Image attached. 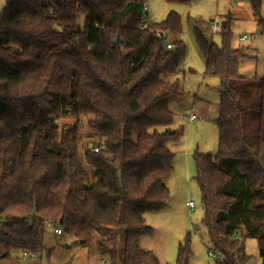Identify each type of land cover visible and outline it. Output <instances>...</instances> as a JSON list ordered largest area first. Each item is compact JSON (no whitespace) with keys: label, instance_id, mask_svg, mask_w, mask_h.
Instances as JSON below:
<instances>
[{"label":"trees","instance_id":"obj_1","mask_svg":"<svg viewBox=\"0 0 264 264\" xmlns=\"http://www.w3.org/2000/svg\"><path fill=\"white\" fill-rule=\"evenodd\" d=\"M148 1L8 0L0 11V258L49 255L51 225L72 234L74 246L95 243L109 264H162L141 239L153 235L147 215L171 200L169 144L184 128L173 127L170 105L187 94L179 78L164 77L184 74L187 46L174 9L141 28ZM252 5L264 34L261 2ZM222 22L220 44L195 29L203 76L219 79L220 95L218 150L194 153L201 223L227 264L249 263L248 238L264 264V77L240 74L252 56L232 47L231 15ZM250 110L254 144L245 130ZM67 116L87 117L94 146L78 122L61 123ZM191 256L189 232L176 264Z\"/></svg>","mask_w":264,"mask_h":264},{"label":"rangeland","instance_id":"obj_2","mask_svg":"<svg viewBox=\"0 0 264 264\" xmlns=\"http://www.w3.org/2000/svg\"><path fill=\"white\" fill-rule=\"evenodd\" d=\"M8 0H0V11ZM262 14L264 15V0H260ZM150 14L155 20L164 18L171 9L181 16L182 38L187 46V70L185 74L168 75L166 80L179 78L186 91V97L171 103L170 108L175 113L173 127H183L184 134L179 140L169 144L175 153L174 172L166 181L170 189L171 200L168 206L157 213L147 215L149 225L153 227V235L147 236L143 245L151 250L163 264H176V257L180 243L184 242L186 235L191 232L192 256L189 264H216L208 250L212 244L201 223L203 217V204L201 192L194 179L196 167L194 153L215 154L218 150L219 130L215 118L219 114L220 95L216 90L219 79L214 76H203L205 57L197 42L195 29H201L205 35L217 44L221 43L220 33H212L208 29L209 23L219 15H231V45L234 48L244 47L249 58L242 61L240 74L247 78L264 77V34L257 32L256 18L252 0H189V2L172 3L166 0H150ZM245 36L244 39H240ZM183 67V64H182ZM252 97L260 94V85L254 82L250 85ZM252 98L253 105L255 100ZM253 110L247 112L245 117V130L254 144L256 142L257 119ZM192 113L199 117L191 122L187 118ZM78 122L84 135V141L93 145V131L87 124V117L77 119L72 116L62 118L61 123L73 124ZM189 163V164H188ZM194 206L189 207L188 201ZM75 237L72 234L62 233L56 235L53 228L48 227L45 233V246L51 249L48 255L26 256L22 251L14 250L9 257L0 258V264H103L108 259L90 251L96 247L74 246ZM245 250L251 259L248 264H261L256 238H248Z\"/></svg>","mask_w":264,"mask_h":264},{"label":"built area","instance_id":"obj_3","mask_svg":"<svg viewBox=\"0 0 264 264\" xmlns=\"http://www.w3.org/2000/svg\"><path fill=\"white\" fill-rule=\"evenodd\" d=\"M145 7H147V5H145ZM150 21H154V20L150 19L149 17L145 18V19L143 20V23H142V25H141V28H142V29L146 28V27L148 26V23H149ZM222 25H223L222 20H221L219 17H216V18H214V19L209 23V29H210V31H211L213 34H214V33H221V32H222V28H223ZM242 39H244V37H242ZM172 47H173L172 43H168V44H167V48H168V49H171ZM195 118H197V116H196L195 114H193V115L190 116L189 119H190V120H194ZM94 150L97 151L98 149L95 148ZM187 205H188L189 207H193V206H194V203H193V201L190 200V201L187 202ZM49 227L53 228L54 232H55L57 235H61V234L63 233L62 228L59 227V226H55V227H53V226L49 225ZM25 254H27V253H25ZM208 254H209V256H210L212 259H214L215 261H217V262H221V263H223V264H227V257H226V255H225L224 252L219 251V250H217V249H215V248H212V249H209V250H208Z\"/></svg>","mask_w":264,"mask_h":264},{"label":"crops","instance_id":"obj_4","mask_svg":"<svg viewBox=\"0 0 264 264\" xmlns=\"http://www.w3.org/2000/svg\"><path fill=\"white\" fill-rule=\"evenodd\" d=\"M149 2H150V0L147 2V7L149 6ZM168 2V1H167ZM186 2H189V0L188 1H186ZM170 3V2H169ZM173 3V2H172ZM174 3H178V2H174ZM148 17L150 18V19H152V20H154V21H159L158 19L157 20H155L154 19V17H153V15L152 14H150V10H149V8H148ZM218 17H221L220 15L218 16ZM165 18V17H164ZM163 18H160V20H162ZM256 22V21H255ZM257 24V23H256ZM208 29H209V26H208ZM210 30V29H209ZM211 32V31H210ZM242 37H245V36H241L240 37V39H242ZM209 39H211V38H209ZM186 56H187V54H186ZM187 58L185 57V60H184V62H183V70H184V74L186 73V70H187V68H188V66L186 65L187 64V60H186ZM240 67H241V65H240ZM239 71H240V69H239ZM219 111V110H218ZM193 114H195V113H192L191 115H193ZM190 115V116H191ZM196 115V114H195ZM190 116H188V120L190 121ZM197 116V118L199 117L198 115H196ZM197 118H195L194 120H191V122H193V121H195ZM183 137V136H182ZM175 143V142H174ZM189 164V163H188ZM147 222H148V217H147ZM149 223V222H148ZM55 233V232H54ZM56 234V233H55ZM57 235V234H56ZM145 238L146 237H143L142 239H141V246L144 248V249H147L146 248V246H144L143 245V241L145 240ZM90 253H92V256L93 257H95L96 256V254H99L98 253V250H97V247H95V248H93V250L92 251H90ZM26 256H30L29 254L28 255H26ZM102 263L103 264H108L107 262H104L103 260H102ZM90 264H94L93 262H91ZM163 264V263H162Z\"/></svg>","mask_w":264,"mask_h":264},{"label":"water","instance_id":"obj_5","mask_svg":"<svg viewBox=\"0 0 264 264\" xmlns=\"http://www.w3.org/2000/svg\"><path fill=\"white\" fill-rule=\"evenodd\" d=\"M146 14H147V13H146ZM164 38H166V36H165ZM206 39L209 40V37L206 36ZM116 42H117V41H116Z\"/></svg>","mask_w":264,"mask_h":264}]
</instances>
